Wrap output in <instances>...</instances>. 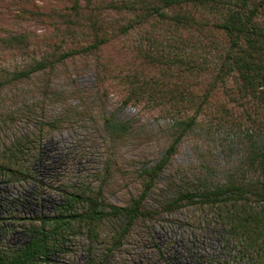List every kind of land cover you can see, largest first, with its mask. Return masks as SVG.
I'll return each mask as SVG.
<instances>
[{
	"label": "trees",
	"instance_id": "obj_1",
	"mask_svg": "<svg viewBox=\"0 0 264 264\" xmlns=\"http://www.w3.org/2000/svg\"><path fill=\"white\" fill-rule=\"evenodd\" d=\"M38 3L31 4L29 14L34 23L50 28V37L39 57L0 80V88L38 78L43 82L42 96L56 100L61 95L52 90L51 83L58 69L76 58L94 57L95 79L101 89L114 80L117 68L101 63L100 54L114 41L135 33L138 40L132 50L131 70L122 78L117 75L129 91L123 105L144 99L163 107L166 117L175 121L174 134L160 160L143 170L142 190L126 206L65 193L54 214L28 220V240L23 246L0 242V264H53L52 257L66 254L67 244L80 233L86 235L88 264H101L112 249L122 246L135 222H154L160 213L183 208L212 214L241 261L264 264V0ZM26 39L9 37L2 43L25 50L30 43ZM118 72L123 73L121 67ZM41 110L30 120L36 132L3 149L1 177L10 181L26 178L22 159L44 133L73 126L80 118L74 107L56 116ZM201 117L210 126L236 128L246 137L245 170L224 182L194 181L159 202L158 208L148 209V196L172 164L183 136ZM103 129L113 143L123 142L131 132L129 123L120 121L115 113L103 118ZM112 220L121 221V226L103 236L101 229Z\"/></svg>",
	"mask_w": 264,
	"mask_h": 264
},
{
	"label": "rangeland",
	"instance_id": "obj_2",
	"mask_svg": "<svg viewBox=\"0 0 264 264\" xmlns=\"http://www.w3.org/2000/svg\"><path fill=\"white\" fill-rule=\"evenodd\" d=\"M41 1L53 4V0H0V80L38 58L47 43L50 28L34 23L30 15L32 5ZM18 36L28 39V49L3 45L2 41ZM137 40L135 33L120 38L100 54L101 63L117 68L114 80L101 89L95 79L94 57H79L58 69L51 83L52 90L61 95L57 101L42 96L43 82L38 78L0 88V156L15 139L36 132L30 120L32 114L43 112L41 107L48 116L68 107L80 112L73 126L44 133L35 149L22 159L26 178L10 181L0 175V242L4 245L23 246L28 240V220L54 214L65 193L85 194L116 206H126L140 194L142 172L155 165L172 143L175 121L166 117L163 107H154L144 99L123 105L129 91L118 77L131 70ZM120 67L123 73L118 72ZM111 113L131 126L123 142H110L103 129V118ZM247 150L248 142L239 129L215 128L201 117L181 139L172 164L159 177L146 207L158 208L159 202L194 181L224 182L241 174ZM120 224L119 220L105 222L103 236ZM87 245L85 233L75 235L66 246V254L52 257L53 264H88ZM102 251L96 255L97 262ZM101 264L247 262L238 258L212 214L183 208L160 213L154 222H135L122 246L112 249Z\"/></svg>",
	"mask_w": 264,
	"mask_h": 264
}]
</instances>
